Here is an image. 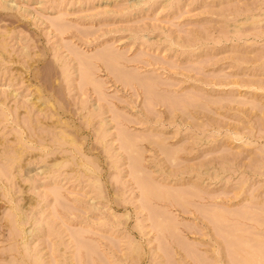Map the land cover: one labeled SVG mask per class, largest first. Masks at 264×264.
Listing matches in <instances>:
<instances>
[{
	"label": "rangeland",
	"instance_id": "374dc122",
	"mask_svg": "<svg viewBox=\"0 0 264 264\" xmlns=\"http://www.w3.org/2000/svg\"><path fill=\"white\" fill-rule=\"evenodd\" d=\"M0 264H264V0H0Z\"/></svg>",
	"mask_w": 264,
	"mask_h": 264
},
{
	"label": "bare ground",
	"instance_id": "6f19581e",
	"mask_svg": "<svg viewBox=\"0 0 264 264\" xmlns=\"http://www.w3.org/2000/svg\"><path fill=\"white\" fill-rule=\"evenodd\" d=\"M71 141V140H70ZM72 142H74V141H72Z\"/></svg>",
	"mask_w": 264,
	"mask_h": 264
}]
</instances>
